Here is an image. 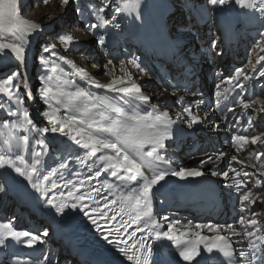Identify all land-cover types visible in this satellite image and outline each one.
<instances>
[{"label": "bare ground", "instance_id": "bare-ground-1", "mask_svg": "<svg viewBox=\"0 0 264 264\" xmlns=\"http://www.w3.org/2000/svg\"><path fill=\"white\" fill-rule=\"evenodd\" d=\"M197 1L199 0L194 1V9H190L191 15H193L192 21L195 22L194 28L189 27L185 15L177 10L175 0H148L147 3L145 0V3L141 4L123 5V16L130 23V39L132 42L136 39L140 41L139 51L141 54L139 53L135 60L141 65L142 71L129 62L121 68L120 72L118 70V73L109 70L114 68L108 66L106 70L105 68L94 70L90 68L89 64L91 60L93 62V58L97 60L99 54H96L95 57L88 56L81 61L74 59L75 57L71 55L73 52L92 49L95 40L93 35L89 37L88 42L74 40V35H72V41L60 45L58 50L53 42L47 39L51 30L62 23L66 26L72 24L76 28L82 25V20L72 23L69 18L72 10L70 13L65 12L69 2L62 12V16L55 14L54 10L51 13L48 11L49 14L45 15L47 8L41 7L36 12L35 19H25L19 17V13L28 8L29 0H18L15 27H10L6 18L0 21L4 24L0 27V44L19 43L25 48L23 63L18 60L11 49L0 52V68L9 67L5 72H2L3 75L0 74V80L15 72L22 73L19 92L23 95V102L17 103L15 93L12 94L13 92L6 88L0 91V98L6 96V99L11 100L15 107L21 110L24 119H26L24 114H28L26 122L27 120L33 121L32 124L27 123L30 135L28 149L22 152L23 149L18 142L7 138L4 142L0 140V156L14 161L20 167H24V165L20 164L17 157L24 156L25 162L30 168L33 163V154L37 151L41 153V163L36 165L37 171L33 177L34 181L39 177L40 191L32 188V182L16 173L10 164L0 168V223L11 224L17 231H28L32 235L40 237L31 247L24 243L27 238H21V242H16L11 238L6 240L8 246L5 250L0 251V264H49L53 256L56 257L53 264L82 262L77 257L73 258V253H70L66 243L60 241L58 235L51 233L47 228L48 224L51 225L53 221H58L73 232L77 233L78 229L77 215L74 213V209H66L63 215L55 213L52 207V204L62 202L70 204L71 200L67 197V192L72 190L75 193V188L67 182V170L65 167H60L61 162L58 159L60 142L77 146L93 174L100 171L101 174L97 176L100 181L123 195L135 210L143 214L152 212L153 218L159 224L164 225L165 231L168 230L167 226L171 223L176 225V232H189L185 240L195 238L196 233L208 236L222 234L234 244L238 264H243L245 259L239 255L241 250L252 251L250 241L258 246L261 254H264V241L257 238L264 237V175H261L264 172V156H261L259 160L256 159L257 154L264 151V144L260 142L252 144L250 139L255 136H261L264 139V111H261V108H264V77L259 75V71L264 69V62L259 61L260 65L253 64L249 69H245L244 73L248 78H241L239 81L233 78L236 70H232L241 66V63L246 60V51L253 48L254 43L262 37L264 18L259 12L241 9L235 3L224 7L208 4L212 15L202 16L194 11L200 8ZM54 4L53 6H56ZM138 14L140 19H135ZM196 16L198 20L195 19ZM177 20L182 21L178 24L179 27L191 30L186 33L185 38L174 37L175 32L172 31L173 26L171 27V25L175 24ZM32 25H36V27H32ZM246 29L248 39H245ZM99 31L109 42L107 44L109 50H112L113 43L111 44L110 36L114 34V31L105 23L100 26ZM214 36L221 54H216L213 49L211 50V47L207 46ZM44 39L46 41H43ZM45 48H48L49 51L45 52ZM38 51H43L44 54L54 57L56 62L67 65L86 85L94 86L91 81L109 85L113 81L123 79L125 85L131 81V84L140 87V92L125 93L126 101L129 100L132 104L140 106L139 112L134 115H145L147 112H152V117L149 120L153 122L159 123V121H155L156 116H160L161 121H171L169 128L171 138L164 141L166 145L164 149H158L163 160L156 159V153L153 154V157L138 156L132 148H124L114 136L96 132V126H93V129H87L89 122L85 120L84 125L78 126L84 129L80 136H77L76 131L71 128H66L64 132L52 133L50 131L52 127L59 129L68 122V118L63 114L64 110L56 104V101L49 100L50 95L47 91L40 88L41 78L34 80L31 78L30 70L34 62L32 58ZM259 54H261V50L256 57ZM142 59L151 61L149 69L141 61ZM253 66L255 70H253ZM160 72H163L164 75ZM238 83L244 85L243 90L236 86ZM24 85H28V88H25ZM125 85L117 83L115 87L119 88ZM216 85L218 87L213 91ZM104 89H109L114 93L118 92L110 88ZM154 89L161 90L154 94ZM217 91L221 93L220 96L215 95ZM143 97H148V100ZM241 100L245 102L255 100V103L244 109L240 103ZM1 104H4L3 100H0V106ZM49 105L58 106L60 111L52 113ZM153 106L155 111H153ZM254 106L256 111L252 108ZM185 107L191 109L192 115L198 117L199 123L191 124L189 127L191 117L184 112ZM165 112L168 113L167 117L163 116ZM2 117L0 108V119ZM79 120L82 119L77 118V121ZM44 128H48L49 131L43 132ZM89 134L93 138L117 143V146L123 149L120 154V163H126L123 160V155L127 154L129 160H134L141 166L139 174L137 175L135 170L129 173L126 167H119L115 160H102L101 157L111 158L116 155L111 149L97 146L98 150L92 154L91 147L84 148L85 142L91 144L88 139ZM236 135L247 136L249 140L244 144L234 142L233 137ZM186 143L188 145L183 147V150L186 149L183 151L182 146ZM238 147L239 151H237ZM150 150L151 145H145L144 153ZM217 156L220 158L217 159ZM233 156L237 159L232 160ZM210 157L212 159H209ZM163 161L170 163L165 164ZM201 161L207 162L202 163ZM53 168L56 169L55 174L49 175ZM165 168L174 171L196 169L202 171L204 175L198 177L200 185L195 189L196 191L186 192L189 198L188 203L185 202V193H176L174 196L169 191L185 178L182 179L168 172L163 181L152 187L147 205L141 201L137 206L136 197L141 195L140 189H142L144 180L152 179L156 172ZM233 168L240 172L239 177L231 171ZM113 171L117 173V176H112ZM213 171L217 175H212ZM224 171L229 172L228 180H225L221 175ZM245 171L249 173V176H244ZM45 175H48V180L43 179ZM132 175H137L135 181L128 179ZM119 176H124L125 181H121ZM195 178L192 177L194 181ZM175 181L179 182L175 184ZM256 181H261V184L257 186ZM237 182L248 186L247 190L251 193L250 201L254 200L255 204L242 200L241 192L244 189L237 187ZM5 186H7V191H5ZM61 192L65 194L63 197L60 195ZM153 202H159L156 210L150 206ZM242 207L244 208L243 215L240 213ZM11 209L17 210V214L13 215ZM237 210L239 212H236ZM253 211L256 213L255 218L258 223L249 228L248 221L252 218ZM23 213L28 215L24 228L25 224H23V216H21ZM241 218L245 220L244 226L239 224ZM12 219L14 220L11 221ZM195 219L201 220V224L216 225L219 232L209 231L207 228L197 229V224L194 223ZM7 220L12 223H6ZM229 226L236 232H240L241 235H232ZM245 228L253 231L254 235L251 237L245 235ZM45 230L49 233L47 237L43 235ZM80 237L82 238L83 235L81 234ZM172 242L176 245L174 241ZM209 256L212 257L211 260H209ZM209 256L204 259L206 264H222L221 260L212 255ZM253 264H257V262L253 260Z\"/></svg>", "mask_w": 264, "mask_h": 264}, {"label": "snow or ice", "instance_id": "snow-or-ice-1", "mask_svg": "<svg viewBox=\"0 0 264 264\" xmlns=\"http://www.w3.org/2000/svg\"><path fill=\"white\" fill-rule=\"evenodd\" d=\"M69 0H64V3L67 4ZM208 4L211 6H218V7H224L228 6L232 3H235V5L239 6L241 9L244 10H255L256 12H259L261 17L264 18V0H207ZM100 12L104 11V8L101 7L99 9ZM119 11V9H117ZM18 14V0H0V21L4 20L5 18L8 21V24L10 27H15L16 23V18ZM135 19H140L139 14L135 17ZM32 27H36V25H32ZM91 27H95V25H91ZM116 27H119L117 24ZM18 30V29H17ZM264 35V34H262ZM62 40H64L66 43H69L72 41L71 35H64L61 37ZM99 43L103 44L104 39L103 37L100 38ZM211 48L216 52V54H221L217 48V45L215 41L212 42ZM5 49H11V51L15 54V56L18 58V60L23 63L25 57H24V52L25 48L19 44H0V52H3ZM45 52L49 51L48 48L44 49ZM261 52L264 53V48H261ZM41 60L44 59L43 56L40 57ZM63 59V57H61ZM264 61V55H261L258 57V61ZM108 63H111V61H108ZM131 65L136 67L137 69H141V65L137 63L135 59H132L129 61ZM106 70V66H105ZM253 70H255L253 66ZM259 75L261 77H264V71H260ZM22 76V73L20 72H15L11 74L7 79L9 81L15 80L16 81V88L20 87V77ZM234 79L239 81L241 78H248L246 74L244 73V69H238L235 71L234 74ZM232 79V78H230ZM97 88H110L113 91H118L119 93H127L131 94L132 92H140L141 89L138 87L136 84H132L131 87L125 85V81L123 79L119 81H113L112 84L109 85H103L100 84L96 81H91ZM119 83L121 85H125L119 88H116L115 85ZM239 87L241 90H243L244 85L241 83H238L236 85ZM25 88H28V85H24ZM82 91V90H81ZM216 96H220L221 93L217 91L215 93ZM17 103H22L23 102V95L19 92L16 91L15 93ZM89 99H92V97H88ZM143 99L148 100V97H143ZM242 107L244 109H247L251 106V104L255 103V100H251L248 102H245L243 100L240 101ZM57 105H59V101L56 102ZM51 108L52 113H56L60 111V108L58 106H53L49 105ZM113 112H116L119 114L121 117H125L126 119H111L108 122L97 124L95 127V131L98 133H108L116 138L117 141H120L123 145L124 148H132L138 156H147V157H153V154L156 153V159L158 160H163L162 157H160L158 149H164L166 147L165 145V140L170 139V133H169V128H170V123L171 121H161L160 116L155 117V121H159V123L153 122L149 120L150 117H152V112H147L145 115H132L127 112H124L120 108H112ZM153 111H155V108L153 106ZM261 111H264V108H261ZM184 112L188 113V115L191 117V123L189 124V127L191 124L199 123V119L197 116L192 115V111L190 108L185 107ZM25 118L27 119L28 114L25 113ZM163 116L167 117L168 113L165 112L163 113ZM28 124H32L33 121L27 120ZM85 121L84 120H79L77 121V118L75 116L70 117L69 121L66 122L62 127L59 129L57 127H52L50 131L52 133H56L57 131L59 132H64L66 128H71L73 131H76V135L80 136L81 133L84 131L83 128H79V125H84ZM77 127H73V126ZM87 129H93V123H87ZM49 131L48 128H44L43 132L47 133ZM23 139L25 141L28 140L27 136H24ZM88 139L91 141V144L85 142L83 144L84 148H89L91 147L92 149V154H95V152L98 150L97 146H102L103 148L106 149H111L113 150L116 155L114 157H101L102 160H115L116 164L119 167H126L127 171L129 173H132L134 170L139 174V169L140 165L136 164L134 160H129L127 154L123 155V160L126 163H120V154L122 152V148L117 146V143L115 142H106L105 140H102L100 138H93L91 134H89ZM251 143L256 144L257 142H260L261 144H264V139H262L261 136H255L251 137ZM249 140V137L244 136V135H236L233 137L234 142H239L240 144L247 143ZM79 143V141H77ZM145 145H151V150L148 151L147 153H144L143 149ZM237 151H239V147L237 148ZM223 155V154H220ZM41 153L39 151L35 152L33 154V163L31 167L29 168L28 164L25 162L24 156H18L17 159L20 161L21 165H24V167L18 166L14 161H11L9 159H6L4 156H0V168H3L6 164H10L11 167L14 169L16 173H18L22 177H26L28 181L32 182V188L36 189L37 191L41 190V183L39 180V177L36 178V180H33V177L36 174V165L41 163L40 160ZM261 156H264V151L259 152L256 156V159L259 160ZM217 159L220 158V156L216 157ZM209 159H212L211 157ZM232 160H236L237 158L235 156L231 157ZM81 164L85 163V161L81 160ZM207 161H202V163H206ZM163 163L168 164L170 163L169 161H163ZM61 168H64L65 165L63 163L60 164ZM89 171L91 169L89 168ZM231 171L235 174V176L239 177L241 174L240 172L236 171L235 168L231 169ZM56 172V169L53 168L49 175H54ZM168 172H171L172 175H175L180 178H186V177H200L203 176L204 173L202 171L196 170V169H180V170H171L170 168H165L161 169L156 174L153 176L152 179H145L143 182L142 189H140L141 195L136 197V203L137 206L140 205L141 201L145 205L148 203V196L149 193L152 190V187L154 185L159 184L161 181H163L166 177V174ZM101 173L98 170L95 175L99 176ZM137 175H132L128 179H131L135 181L137 179ZM212 175H217L215 171L212 172ZM221 175L225 178V180L229 179V172L224 171L221 173ZM261 175H264V172L261 173ZM112 176H117V173L115 171L112 172ZM244 176L247 177L249 176V173L247 171L244 172ZM44 180H48V175H45L43 177ZM119 179L121 181H125L124 176H119ZM257 186L261 184V181H256ZM53 187H55V184H53ZM237 187H241L244 190L241 192L242 200L245 202H249L252 204H255L256 202L250 201V195L251 193L247 190L248 186L237 182ZM5 191H7V186H5ZM77 191H79L77 189ZM95 195L92 194L91 191H85L79 195L74 194L72 190H69L67 192V197L70 198L71 203H60V204H52V207L54 208L55 213L57 214H65L66 209H80L84 211V214L87 216L89 219L90 223L92 226H94L95 230L100 233L103 238L108 241L110 244L115 245V247L118 249L120 253H123L127 256L128 260H133L134 259V254L129 255L128 251L129 248L135 249V251L140 253V256L142 259H137L136 264H149V257L153 253V246L149 245L146 243V237L143 235L139 238H137L132 244H129L128 241L132 240V238L136 237L137 232H143V229H148L149 231V236L154 235L155 239L157 241H161L163 239H167L169 241H174L177 246L180 245H191V247H184L182 250L179 251V256L183 258L184 261H193L195 257L200 255L198 248L199 245L202 242H205L204 246L206 249L207 253H213L214 249L218 247L219 242H223V247L220 249V251L224 252L225 256L230 257L231 256V248L232 245L228 241V238L226 236L222 235H215L214 237H207L204 235H200L199 233H196V240L195 241H189L185 240V237L189 235V232L184 231V232H176V225L175 224H168V230L167 231H160V229L164 228V225L162 223L157 224L155 221L152 222V225L150 226L148 221L145 220L143 221V227H138L135 231L131 232L128 234L127 238H122L121 237V228H126L128 226V221H125L121 219L120 226H116L115 223H113L112 226L108 228V232L111 235L116 236V239H111L110 235L108 234H103L101 230V226L98 223L99 220H105L107 222L108 220H112L115 222L117 219L116 216L109 215V211H111L109 207V201L108 198L105 196L103 197V204L101 206V200L98 199L97 197L100 196V189L96 188L94 189ZM60 195L63 197L65 194L63 192L60 193ZM86 197L87 200L90 201L86 202ZM51 203V201H49ZM111 203H115V200L111 201ZM107 210V211H106ZM123 211V209H121ZM241 211H244V208L242 207ZM145 216H147L149 219H151L150 215L148 212L144 213ZM256 213L253 211L252 218L248 221V226L249 228L252 226L257 225L258 221L255 218ZM167 219V218H165ZM129 220L140 224L141 223V217L139 215H136L135 217L129 216ZM239 224L241 226L245 225V220L241 218L239 220ZM190 227V225H189ZM197 229H204L207 228L209 231H216L217 233L219 232V229L217 228L216 225L212 224H197L196 225ZM232 235L239 236L241 235L240 232H236L234 228H231ZM256 231L258 232L259 229L257 228ZM244 234L251 237L254 235L253 231L249 230L248 228L244 229ZM43 235L47 237L49 233L45 230L43 231ZM11 238L12 240H15L16 242H21V238H27L24 243L28 247H31L33 243L37 240L40 239V237L32 235L28 231H17L12 227L11 224H3L0 223V251H3L7 248L6 240ZM258 239H261L264 241V237H257ZM121 242L123 243V246H121ZM251 252H245L241 250L239 253L240 257L245 258L243 261V264H253V260L257 262V264H264V254H261V252L258 249V246L254 243L251 242ZM212 257L209 256V260H211ZM56 261V257H51L49 264H53V262ZM84 264H89L87 260H85ZM160 264H167V257L166 254L163 253L162 251L160 252Z\"/></svg>", "mask_w": 264, "mask_h": 264}, {"label": "rangeland", "instance_id": "rangeland-1", "mask_svg": "<svg viewBox=\"0 0 264 264\" xmlns=\"http://www.w3.org/2000/svg\"><path fill=\"white\" fill-rule=\"evenodd\" d=\"M147 1L148 0H146V3ZM175 1L177 4V10H179L183 15H185L189 23V27L194 28L195 22L192 21L193 15H191L192 11H190V9H194L195 0ZM197 2L200 8L194 11H196L199 15L209 17L211 13L208 9L207 0H199ZM129 3L141 4L145 3V0H69V4L67 5V9L65 12L70 13V11L72 10L73 12L70 14L69 17L70 20L72 21V23L76 20H82L81 27L76 28L72 24H67L66 26L62 23L54 30L52 29V32L49 33L47 36L48 38H46L50 39L53 42V45L59 50L60 45H63L65 43V41L63 42L61 37L66 35L67 33H71V36L74 35V40H78L79 42H88L89 37L93 35L95 37V40L91 50L87 49L85 51L73 52V54L71 55L75 57L74 59H76L77 61H81L84 60V58H87L88 56L95 57L96 54H99V58H97V60H95V58H93V62L91 60V63L89 64L90 68H93L94 70H99L100 68H105V66H108L110 68H114L109 70L114 71V73H118V70L120 72L121 68L126 66V64L130 60L138 57L139 53L141 54V52L139 51L140 41L139 39H136L132 42V40L130 39L131 34L129 33L130 23H128L127 18L123 16V5ZM53 4L56 6H53ZM27 6L28 8L20 11L19 17L25 19H35L36 12L41 7L47 8V12H45V15L49 14L48 11H50V13L51 11H55V14L62 16V12L63 10H65L64 8L66 7V4L64 3V0H29V5ZM101 7L104 8L103 12L99 11ZM117 9H119V11H117ZM195 19L198 20L197 16L195 17ZM103 23L107 24V26H109L111 30L114 31V34H111L110 36L111 44L113 43L112 50H109L107 46L109 42H107L106 37L103 35V33L99 31L100 26ZM180 23H182V21L177 20L175 24L171 25V27L173 26L172 31L175 32L174 37H179L177 39L185 38L186 33L191 32V30L189 29L184 30L183 28L179 27L178 24ZM117 24L119 25V27H116ZM1 25L4 26L3 23H0V27ZM91 25H95V27L93 28L91 27ZM262 27L264 34V23ZM176 29L177 31H175ZM101 37H103L104 39L103 44L99 43ZM45 39L43 41H46ZM245 39H248L247 29ZM213 41H215V36L207 45L208 48L211 47ZM252 47L253 48H249L247 50L248 52L246 51V60L241 63V66L233 68V71L237 70V68H244V70H247L253 64H259V62H257L258 57L264 55V53L261 52V54H259L257 57L256 55L258 54V52H260L261 48H264V35H262L258 42L254 43V46ZM90 51H92L93 54H91L92 52L90 53ZM190 55L189 56L192 57V54ZM41 56L44 57L43 60L40 59ZM32 59L34 61L33 66L31 67L32 69L30 70L32 80L41 78V83L39 85L40 88L44 89L43 91L45 92L47 91V93L50 95L49 100L51 102L59 101L60 107L62 108V110H64L62 112H65L63 114L66 115L68 121L70 117L75 116L76 118H81L82 120H85L89 123H93V126H96L97 124L108 122L111 119H126L125 117L119 116L118 113L113 112L112 108H120L124 112H127L132 115H134L136 112H139L140 110L139 105L132 104V102H130L129 100L126 101L125 93H114L111 92V90L109 89L107 90L104 88H97L95 85H86L81 79H78L76 77L75 72L69 69L67 65L62 62H56L54 57H50L46 53L44 54L43 51H38L37 53H34ZM108 61H111V63H108ZM141 61L144 63V65H146L148 69L150 68L149 64H151V61H147L145 59H142ZM43 63L45 66L43 65ZM8 68L9 67L0 68V74H2V72H5ZM260 71H264V69H261ZM160 73L164 75L163 72ZM158 76H160V74H158ZM7 78L8 77L1 78L0 91H2L4 88L13 92L12 94L16 93V91H19L20 87H15L16 81H9ZM130 82L131 81L127 82L129 83L127 85L129 87L132 85ZM217 85L215 86V88H213V91L217 89ZM160 90L154 89L153 92L154 94L156 92L159 93ZM89 96L92 97V99H89ZM5 97L6 96H1L0 98V100H3L4 103L0 106L3 114V117L0 119V140L1 142H4L7 138H12L14 141L18 142L21 145L23 152L27 150L30 146V135L27 128V122L26 119H24L21 110L18 107L16 108L14 103L11 100L6 99ZM252 108L256 111L255 106ZM24 136L28 137L27 141L23 139ZM187 145L188 143L183 145L182 150L183 147ZM201 162L200 164H202ZM157 205H159L158 202ZM231 211H234V209H231ZM11 212L14 215L18 211L11 209ZM236 212L239 211L237 210ZM240 213L241 215H243V212ZM21 216H23V224H25L23 226L24 228L27 224L28 217L26 216L28 215L26 213H23ZM13 220L14 219H12L11 221ZM11 221L7 220L6 223H12ZM77 264L84 263L78 262Z\"/></svg>", "mask_w": 264, "mask_h": 264}]
</instances>
